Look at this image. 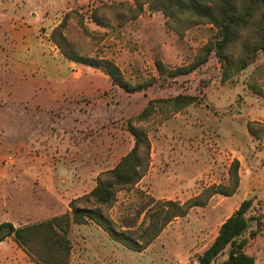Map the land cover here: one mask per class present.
Masks as SVG:
<instances>
[{
  "label": "rangeland",
  "instance_id": "1",
  "mask_svg": "<svg viewBox=\"0 0 264 264\" xmlns=\"http://www.w3.org/2000/svg\"><path fill=\"white\" fill-rule=\"evenodd\" d=\"M100 4L0 0V224L21 227L70 211V202L90 193L99 175L132 149L128 123L149 101L192 95L200 104L169 115L159 106L144 125L152 161L138 188L156 200L185 203L212 186H228L238 160L237 193L214 195L207 206L176 219L145 253L123 247L94 224L75 225L73 264H193L251 198L262 227L246 252L264 264V135L256 139L249 132L250 123L264 130L263 55L229 80H223L215 54L189 75L160 77L157 61L170 70L190 65L215 39L216 29L199 25L181 37L148 6L132 21L119 19L129 14L126 7L105 13L108 26L100 27L90 18ZM71 11L83 15L90 32L84 33L80 17L69 21L68 35L78 52L113 61L133 85L152 78L155 84L128 94L102 71L68 61L51 35ZM143 200L134 192L121 193L113 218L139 224Z\"/></svg>",
  "mask_w": 264,
  "mask_h": 264
},
{
  "label": "trees",
  "instance_id": "2",
  "mask_svg": "<svg viewBox=\"0 0 264 264\" xmlns=\"http://www.w3.org/2000/svg\"><path fill=\"white\" fill-rule=\"evenodd\" d=\"M100 0V5L91 12V20L100 27L108 26L105 13H117L124 7L128 15L121 14V21L138 18L148 6L152 12H161L166 27L181 37L199 25H211L216 29V37L200 48L188 66L175 70L168 69L161 61L156 62L160 77L176 78L189 75L205 65L215 54L223 80H229L235 72L246 70L259 54L264 58V0ZM111 3V4H109ZM80 17L84 27L83 15L71 11L53 30L51 39L60 53L70 62L97 69L111 79L128 94L141 92L157 81L152 78L144 83H129L122 70L113 61L83 55L75 49L68 29L73 17ZM84 33H90L84 27ZM200 98L192 95H179L166 100L149 101L146 108L128 123V131L134 138L132 149L111 170L103 172L96 180L93 190L69 204L70 211L42 222L16 227L11 222L0 224V243L12 238L35 264H72L73 243L71 234L75 225L94 224L123 247L142 253L146 251L178 218L187 217L198 207L208 205L214 195L231 197L240 187V162L235 160L229 170L228 186H212L197 197L185 203L172 200H156L139 190L138 185L148 174L152 161V144L144 125L149 122L160 107H167L166 114L180 112L190 105L200 104ZM249 124V132L260 139L264 130L256 131ZM137 193L144 197L138 220L116 221L111 212L119 202L121 193ZM256 200L243 201L239 208L220 226L218 235L210 247L198 255L197 264H257L254 257L246 252L251 240L259 235L262 219L255 214ZM130 221V222H129ZM257 224V230L252 224ZM226 259L219 263V259Z\"/></svg>",
  "mask_w": 264,
  "mask_h": 264
},
{
  "label": "crops",
  "instance_id": "3",
  "mask_svg": "<svg viewBox=\"0 0 264 264\" xmlns=\"http://www.w3.org/2000/svg\"><path fill=\"white\" fill-rule=\"evenodd\" d=\"M150 248L151 246L148 249ZM147 250L142 253L147 252ZM73 253H74V249H73ZM13 263L35 264L30 260L28 255L17 246V244L12 240V238H8L6 241L0 243V264H13ZM197 263H198V258L195 259L193 264H197ZM72 264H73V255H72ZM82 264H88V263L82 261Z\"/></svg>",
  "mask_w": 264,
  "mask_h": 264
}]
</instances>
